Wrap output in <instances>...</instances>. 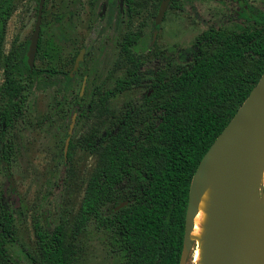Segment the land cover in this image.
<instances>
[{
	"label": "rangeland",
	"instance_id": "1",
	"mask_svg": "<svg viewBox=\"0 0 264 264\" xmlns=\"http://www.w3.org/2000/svg\"><path fill=\"white\" fill-rule=\"evenodd\" d=\"M161 1L134 0L129 4L124 0L119 9V0H45L38 44L51 40L57 51L53 60L38 51L33 69L54 66L70 73L83 47L85 52L69 85L61 73L52 77V83L49 77L24 78L31 86L24 92L22 115L5 131V142L11 148L12 187L6 185L3 163L0 183H4L16 227L15 240L7 243L12 264H24V251L36 246V224L49 229L63 223L68 232L75 227L88 180L98 164L97 153L88 145L91 133L103 132L127 112H131L138 133L145 130L157 118L159 104L146 99L145 93H154L160 71L169 77L187 65L190 49L205 30L237 33L257 27L254 16L258 11L264 13V0H171L162 22L156 25ZM104 4L105 12L100 15ZM38 5L39 0H14L6 20L0 40V109L5 103L1 87L6 56L30 40ZM155 29L158 32L152 43ZM134 68L141 73V80L114 94L108 100V112L96 116V101L105 93L112 95L118 80L128 77ZM70 143L73 147L68 156ZM68 239L75 250L74 264H122L124 257L113 232L97 218H91L77 236Z\"/></svg>",
	"mask_w": 264,
	"mask_h": 264
},
{
	"label": "trees",
	"instance_id": "2",
	"mask_svg": "<svg viewBox=\"0 0 264 264\" xmlns=\"http://www.w3.org/2000/svg\"><path fill=\"white\" fill-rule=\"evenodd\" d=\"M125 1L130 4L134 0ZM13 9L14 0H0L1 42ZM254 19L257 27L237 33L205 30L190 49L187 65L169 77L158 73L154 93H145L149 101L159 102L158 115L145 130L138 133L131 112H127L115 125L91 133L88 145L97 153L98 164L88 180L75 227L68 232L63 223L49 229L36 224V246L24 251V264H74L75 250L68 237L77 236L91 218L113 232L124 257L122 264H180L192 176L264 72V13L258 11ZM29 44L30 40L6 56L1 87L5 103L0 109V164L5 166L9 187L11 148L5 142V131L22 115L24 92L31 86L24 78L49 77L52 83V77L61 73L67 85L73 79L69 72L54 66L31 70ZM125 50L130 52V47ZM38 51L53 60L57 47L51 40L44 45L41 41ZM139 80L138 68L119 79L112 95L103 94L93 105L96 116L108 112V100L114 94ZM72 147L70 143L68 156ZM8 200L4 183H0V264H12L7 243L16 236ZM192 252L187 264H193Z\"/></svg>",
	"mask_w": 264,
	"mask_h": 264
},
{
	"label": "water",
	"instance_id": "3",
	"mask_svg": "<svg viewBox=\"0 0 264 264\" xmlns=\"http://www.w3.org/2000/svg\"><path fill=\"white\" fill-rule=\"evenodd\" d=\"M171 0H162L155 16L159 25ZM124 0H119L120 7ZM45 0H39L34 32L30 38L27 61L33 69L41 32ZM105 4L103 11H105ZM154 30L152 43L155 42ZM78 53L73 75L83 59ZM75 115L64 147L67 154ZM264 72L243 103L218 134L199 162L190 183L189 200L180 264H187L194 248L190 233L200 194L208 178L215 182V203L204 264H263L264 251Z\"/></svg>",
	"mask_w": 264,
	"mask_h": 264
},
{
	"label": "bare ground",
	"instance_id": "4",
	"mask_svg": "<svg viewBox=\"0 0 264 264\" xmlns=\"http://www.w3.org/2000/svg\"><path fill=\"white\" fill-rule=\"evenodd\" d=\"M207 186L200 194L196 206L195 216L193 218V227L190 233L194 240L193 257L191 258L193 264H204L206 258L207 244L209 240L210 229L212 225L213 209L215 203V182L212 178H208ZM264 183V173H263ZM264 205V200H262ZM194 227L196 230L193 232ZM264 264V251L262 253Z\"/></svg>",
	"mask_w": 264,
	"mask_h": 264
},
{
	"label": "flooded vegetation",
	"instance_id": "5",
	"mask_svg": "<svg viewBox=\"0 0 264 264\" xmlns=\"http://www.w3.org/2000/svg\"><path fill=\"white\" fill-rule=\"evenodd\" d=\"M236 2L239 3L240 0H236ZM105 6H106V5H105ZM118 6H119V9H120V8H121V7H120V4H119ZM104 12H105V11H103V9H102L100 15H103ZM240 12H241V11H239L238 14H240Z\"/></svg>",
	"mask_w": 264,
	"mask_h": 264
}]
</instances>
